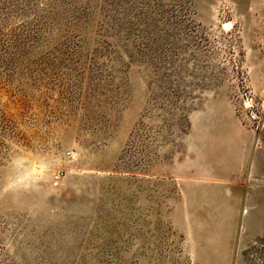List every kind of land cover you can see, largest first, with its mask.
I'll use <instances>...</instances> for the list:
<instances>
[{"label":"rangeland","instance_id":"rangeland-1","mask_svg":"<svg viewBox=\"0 0 264 264\" xmlns=\"http://www.w3.org/2000/svg\"><path fill=\"white\" fill-rule=\"evenodd\" d=\"M0 264H264V0H0Z\"/></svg>","mask_w":264,"mask_h":264},{"label":"crops","instance_id":"crops-1","mask_svg":"<svg viewBox=\"0 0 264 264\" xmlns=\"http://www.w3.org/2000/svg\"><path fill=\"white\" fill-rule=\"evenodd\" d=\"M222 178H229V175H228V173H222Z\"/></svg>","mask_w":264,"mask_h":264}]
</instances>
